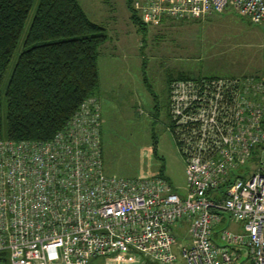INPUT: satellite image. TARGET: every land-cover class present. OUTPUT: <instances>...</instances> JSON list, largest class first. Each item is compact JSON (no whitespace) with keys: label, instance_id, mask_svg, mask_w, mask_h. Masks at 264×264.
Returning a JSON list of instances; mask_svg holds the SVG:
<instances>
[{"label":"built area","instance_id":"obj_1","mask_svg":"<svg viewBox=\"0 0 264 264\" xmlns=\"http://www.w3.org/2000/svg\"><path fill=\"white\" fill-rule=\"evenodd\" d=\"M142 22L224 7L253 22L264 0H130ZM166 128L185 190L161 174L108 173L101 107L81 101L49 138H0V264H264V79L174 78ZM229 221L237 225L216 227Z\"/></svg>","mask_w":264,"mask_h":264},{"label":"rangeland","instance_id":"obj_2","mask_svg":"<svg viewBox=\"0 0 264 264\" xmlns=\"http://www.w3.org/2000/svg\"><path fill=\"white\" fill-rule=\"evenodd\" d=\"M79 2L107 34L99 45L95 90L105 171L135 177L161 174L184 192L185 163L166 128L169 79L183 71L264 77V20L253 22L226 6L199 18L164 17L142 29L127 0ZM260 162L264 148L250 161L252 171ZM230 223L226 216L219 228ZM238 262L250 264L245 253L233 264Z\"/></svg>","mask_w":264,"mask_h":264},{"label":"trees","instance_id":"obj_3","mask_svg":"<svg viewBox=\"0 0 264 264\" xmlns=\"http://www.w3.org/2000/svg\"><path fill=\"white\" fill-rule=\"evenodd\" d=\"M127 3L140 28L151 25ZM106 38L79 0H0V138H49L63 127L95 96ZM198 75L180 72L169 83Z\"/></svg>","mask_w":264,"mask_h":264},{"label":"water","instance_id":"obj_4","mask_svg":"<svg viewBox=\"0 0 264 264\" xmlns=\"http://www.w3.org/2000/svg\"><path fill=\"white\" fill-rule=\"evenodd\" d=\"M226 216L228 217V214H226ZM226 216H225V217H226ZM218 229H219V226H218ZM236 248L239 249V250L241 251V255H240V257H242V254L245 253V258H246V256H247V249H246L245 247H242V246H236ZM240 257H239V258H240ZM239 258H238V259H239ZM238 259H237V260H238ZM239 263H240V262H238L237 264H239Z\"/></svg>","mask_w":264,"mask_h":264},{"label":"flooded vegetation","instance_id":"obj_5","mask_svg":"<svg viewBox=\"0 0 264 264\" xmlns=\"http://www.w3.org/2000/svg\"><path fill=\"white\" fill-rule=\"evenodd\" d=\"M167 109H168V94H167V99H166V104H165V110L167 112Z\"/></svg>","mask_w":264,"mask_h":264},{"label":"crops","instance_id":"obj_6","mask_svg":"<svg viewBox=\"0 0 264 264\" xmlns=\"http://www.w3.org/2000/svg\"><path fill=\"white\" fill-rule=\"evenodd\" d=\"M183 72H186V71H183ZM178 73H180V72H178Z\"/></svg>","mask_w":264,"mask_h":264}]
</instances>
